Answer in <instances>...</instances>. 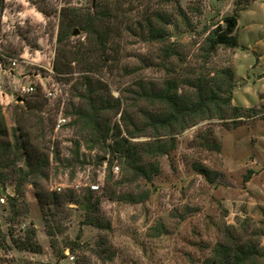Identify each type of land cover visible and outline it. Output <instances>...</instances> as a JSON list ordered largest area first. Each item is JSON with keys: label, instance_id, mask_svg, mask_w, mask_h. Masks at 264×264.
Returning a JSON list of instances; mask_svg holds the SVG:
<instances>
[{"label": "rangeland", "instance_id": "rangeland-1", "mask_svg": "<svg viewBox=\"0 0 264 264\" xmlns=\"http://www.w3.org/2000/svg\"><path fill=\"white\" fill-rule=\"evenodd\" d=\"M77 13L98 18L105 48L75 23L58 43ZM235 13L241 46L210 52V34ZM24 57L30 64L10 74V58ZM19 79L57 82L63 95L55 105L39 94L13 98ZM168 84L191 108L189 127L174 134L152 127L162 106L143 96ZM87 88L108 101L99 114L112 127L106 144L119 123L120 138L147 145L139 148L144 173L125 160L111 165L109 150L87 142L77 123V112L91 113ZM0 93L9 95H0L8 129L0 142L11 144L0 181L15 191L22 184L14 216L0 204V264H204L223 245L264 252V0H0ZM207 93L220 98L198 111ZM60 110L71 120L56 131ZM125 114L145 133L129 138ZM21 134L29 143L18 150ZM158 141L167 148L159 156ZM89 198L99 200L102 228L84 224ZM33 231L42 253L17 246Z\"/></svg>", "mask_w": 264, "mask_h": 264}, {"label": "trees", "instance_id": "trees-1", "mask_svg": "<svg viewBox=\"0 0 264 264\" xmlns=\"http://www.w3.org/2000/svg\"><path fill=\"white\" fill-rule=\"evenodd\" d=\"M181 16H185V12L182 10ZM157 19L159 20L160 18L163 19L165 17L163 14L158 13L156 14ZM73 22H70L67 26H65L63 29H61L58 37V43L59 44H64L68 38L71 36V32L69 30V27L71 24H79L83 28L84 32H87L89 35H93L94 38L97 40V44L100 45L102 48L106 47V42L107 40H104L102 37V34L99 33L97 28L95 27V21L98 20L97 17H94L93 14H75ZM238 21H239V15L238 13H235L231 16H228L225 18V23L227 24L226 28L220 27L216 28L209 37V47H210V52H214L218 47H228V48H238L241 46L239 37L237 35V28H238ZM151 32L155 37H161L160 36V30L156 29L153 25L150 27ZM106 41V42H105ZM65 51H63L64 53ZM61 53V54H63ZM60 56V55H59ZM104 57V56H103ZM77 58V57H74ZM104 61H107L105 58ZM53 69L55 72V76L57 78H60L63 76L65 73L63 70H61L56 62L53 64ZM94 68L88 69V72H95L93 70ZM233 78V73L231 74ZM90 79H87L89 81ZM89 82H87V87ZM92 87L95 86L93 82H91ZM91 91H90V90ZM230 89V90H229ZM102 90V89H100ZM229 93H232V88L229 86L228 87ZM87 95L85 96L87 98L88 102V107L91 113L88 111H83V112H77V115L82 120L77 121L78 124L83 123L81 125L84 130H88L87 134V142L89 144H92L91 147L98 146L100 145L105 151L109 150L108 152L111 153L112 160L110 159L111 165H113V162L115 159H119L120 161H126L125 164L127 167L131 168V170L134 173H139L145 171V168L140 166L139 164L142 161V157L139 155L140 147H146V144H138V143H132L129 141L128 138L126 137H121V127L119 123L115 124V129L117 130L118 135H116L115 142L112 144H106L107 140L110 138V131H112V127L110 126L109 123L107 122H101L99 120V114L102 110L106 108V101L104 98H94V89L93 88H87ZM143 96L147 99L151 98L154 99L155 101L159 102L160 105L162 106L159 111L154 112L155 114H151L150 119L152 123V127L155 129H164L166 130L169 134H174L173 130L175 128H179L178 130H185L186 128L189 127L190 123L189 120H187L186 112L187 110H190L191 108H188L185 104H183L180 101V97L178 96V93L173 92L171 89V85L168 84L167 87L163 90L156 91V90H146L143 88ZM39 94L44 101H47L42 93V87L38 86L37 91L35 94L32 96H35ZM208 95L206 96L205 102L202 101L198 105L197 109L198 111L204 110V107L209 104V101H216L220 97L217 96L216 93H207ZM202 97V96H200ZM149 99V100H151ZM231 102V97L228 98ZM208 101V102H207ZM118 105H120V101L118 100ZM28 105L31 102H28ZM236 110V116L241 117V113H239L240 108L235 107ZM244 116V115H243ZM123 123H125V127L127 128V135L129 138H135L140 136L143 132V130H138L134 131L131 129V123L133 120L127 115H123L122 117ZM134 123V122H133ZM20 128H17L15 133L20 131ZM41 131H44L43 129ZM42 133V132H41ZM8 135V129L5 123V118L1 114L0 115V137H6ZM27 139L29 140L28 135ZM24 134H21L20 138H17V145H18V150L21 148H24L29 141H26V137ZM25 138V139H24ZM22 139V143H20V140ZM171 147L174 146L173 139L171 138ZM159 144L157 145V152L156 155H161L163 153L167 152L166 145L158 141ZM148 144V143H147ZM11 144L0 142V166H2L1 161L4 155H6L9 152V146ZM21 145L23 147H21ZM148 146L151 148L152 144H148ZM26 148V147H25ZM31 157L28 158V164L30 163ZM106 159L105 156L101 157V160ZM31 164V163H30ZM1 168V167H0ZM5 168V167H4ZM36 172V170H35ZM0 180L3 182L5 181L3 174L0 173ZM22 184H20L19 189L16 185V195L13 198H10L9 201V208L10 211L13 213V216L15 213H17V207L19 203V197L21 195L20 187ZM120 198V197H119ZM40 201L42 200L39 198ZM91 199L89 198L87 200V217L85 220L84 224L88 225H93L97 228H102V222L98 216L99 214V207L100 203L99 200L94 202L93 204L91 203ZM36 235L35 232H31L28 236L26 235V238L24 239H19L16 240L17 246L21 250H26V251H31L35 253H42L43 252V247L35 241ZM260 259L264 260V252L259 250L256 245L252 244H240L236 246V248H231L229 246L223 245L219 247V251L215 253V256L211 259H208L205 261L204 264H261Z\"/></svg>", "mask_w": 264, "mask_h": 264}, {"label": "built area", "instance_id": "built-area-1", "mask_svg": "<svg viewBox=\"0 0 264 264\" xmlns=\"http://www.w3.org/2000/svg\"><path fill=\"white\" fill-rule=\"evenodd\" d=\"M30 62L26 57H24V59L10 58L11 67L10 70H8V72L13 75V71L19 68L23 69L25 65L30 64ZM18 81H19L17 82L18 85L15 88V91L17 92V96L16 97L13 96V98L20 99L21 97L27 95H33L36 93L38 86L42 87L43 96L51 105H55L56 102L59 101V98H61L63 95L62 86L57 82H53L52 85L48 87V85H46L43 82H41L40 85H37L33 82H29V83L21 82L20 79ZM0 95L3 99L8 98L9 96L4 93H0ZM70 120L71 119L67 115H65V112L60 110V112L57 114V118L55 119L56 121L55 130L57 131L60 128L66 126L70 122ZM118 171H119V166H114V172H118ZM90 187H92V189L95 190L98 189L100 186L99 184H92ZM59 190H61V188H59ZM15 195H16L15 189L12 190L9 187L6 188L4 184L0 181V204L9 207L10 198L15 197ZM66 253L69 256V251ZM70 259H74V257L71 256Z\"/></svg>", "mask_w": 264, "mask_h": 264}, {"label": "water", "instance_id": "water-1", "mask_svg": "<svg viewBox=\"0 0 264 264\" xmlns=\"http://www.w3.org/2000/svg\"><path fill=\"white\" fill-rule=\"evenodd\" d=\"M76 34H78V31H76Z\"/></svg>", "mask_w": 264, "mask_h": 264}]
</instances>
